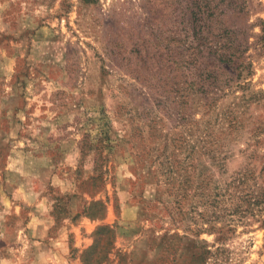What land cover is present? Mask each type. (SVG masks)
I'll return each mask as SVG.
<instances>
[{"label":"rangeland","instance_id":"374dc122","mask_svg":"<svg viewBox=\"0 0 264 264\" xmlns=\"http://www.w3.org/2000/svg\"><path fill=\"white\" fill-rule=\"evenodd\" d=\"M195 1L0 0V264H264V0Z\"/></svg>","mask_w":264,"mask_h":264},{"label":"trees","instance_id":"16d2710c","mask_svg":"<svg viewBox=\"0 0 264 264\" xmlns=\"http://www.w3.org/2000/svg\"><path fill=\"white\" fill-rule=\"evenodd\" d=\"M205 1V0H204ZM211 1V2H210ZM209 2L205 3V6L202 7V5L199 3L198 0L194 2V6L191 7V18H193V22L198 23L199 16L202 14H206L207 18L211 20L212 23V28H211V34L214 36L215 34V25L218 24V17L221 16L222 14H218V12H221L220 10V5H223V1L219 0H210ZM240 2L238 4H235L236 2L233 3L235 5V9L238 11L239 9L243 8V5L245 6V2H241L242 0H239ZM231 5V4H230ZM225 7V6H224ZM223 20H221L222 23ZM220 23V24H221ZM264 31V30H263ZM225 32V31H223ZM226 42L222 44V47L219 46V50L216 52L219 57L218 60L224 64V65H236L234 62L241 59L238 57L237 50L234 49L233 45H230V41L232 37L231 32H226ZM244 63V62H243ZM98 171V169H96ZM94 205H99V202L94 203ZM94 208V207H93ZM87 262V261H85ZM88 264V263H87Z\"/></svg>","mask_w":264,"mask_h":264}]
</instances>
